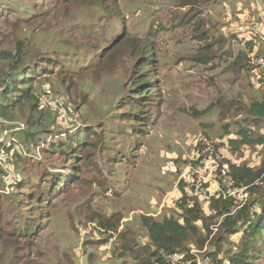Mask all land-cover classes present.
<instances>
[{
	"label": "rangeland",
	"instance_id": "rangeland-1",
	"mask_svg": "<svg viewBox=\"0 0 264 264\" xmlns=\"http://www.w3.org/2000/svg\"><path fill=\"white\" fill-rule=\"evenodd\" d=\"M28 1L22 4L28 13L48 11L35 21L46 33L38 41L42 49L35 42L28 43L32 46L23 49L21 59L30 63L34 57L30 52L38 49L34 60L47 74L33 81L31 90L39 93L36 109V100L27 101L12 109L15 119L11 122L0 121V143L5 146L0 147L1 200L14 199L7 209L19 214L16 218L26 226L29 208L22 204L29 207L35 202L28 196L36 186L31 183L32 169L39 162L43 169L65 173L64 158L50 155L45 144L69 136L72 130L89 128L99 137L114 134L112 146L123 152L109 162L102 155L96 162L94 154L85 158L80 183L58 196H46L43 208H36V215L43 212L46 226L37 232H42L40 236L25 239L21 251L11 249L0 233L1 264H103L107 251L112 253L116 243H121V230H129V237L139 240V216L162 220L172 215L181 182L187 183L189 195L197 197L209 215L208 197L219 191L228 195L234 186L222 170L227 161L264 167L263 146L230 145V140L239 139V129H255L254 136H264V120L253 128L247 113L253 101H264V85L255 79L252 55L243 52L239 43L240 25L235 24L234 14L229 21L221 7L206 10L200 0ZM241 11L247 13L244 8ZM34 29L29 23H5L0 16V51L16 52L18 38L37 42ZM123 40H130L132 46L127 48ZM93 51L102 56L95 57ZM239 52L249 55L244 57V69L233 66ZM53 113L57 119L51 123ZM40 125L49 128L41 135L47 139L41 144L45 150L36 144L28 150L21 133L34 132ZM18 155L23 156V163L18 162ZM66 173L70 180L73 175ZM197 184H203L201 191ZM22 188L23 194L16 197L24 202L16 207L20 200L13 195ZM234 192L231 197L238 205L249 202V195ZM96 215L114 217L116 224L122 217L118 231L100 229ZM218 223L212 222L208 237L188 244L187 253L199 255L200 264H230L242 246V230L221 238ZM94 229L103 233L106 243L84 247L85 234L90 236ZM256 262L264 264V251Z\"/></svg>",
	"mask_w": 264,
	"mask_h": 264
},
{
	"label": "trees",
	"instance_id": "trees-1",
	"mask_svg": "<svg viewBox=\"0 0 264 264\" xmlns=\"http://www.w3.org/2000/svg\"><path fill=\"white\" fill-rule=\"evenodd\" d=\"M67 1L71 4L73 0ZM82 1L91 3L98 0ZM260 1L264 7V0ZM205 2L206 0L199 1L200 5L206 10L208 8L221 7L223 10L227 11H221V14L224 12L225 15L228 16V20L232 21V14L235 13L232 8L234 5L232 1L227 3V0H208L206 3ZM22 4L28 5L30 2L28 0H0L1 19H4L5 23L11 22L19 25L29 23L34 25L33 37H37V42L28 37L18 38L15 46V48H17L16 52L13 50L11 51V49L0 51V121L3 122H11L12 119H15V111L12 109L21 107L22 104L27 101L34 102L36 100V104L33 106V109H36V105L39 103V93L35 95L34 91L31 90L33 81L38 77H45V74H47L46 69L42 65L36 64L39 60H34L39 57L38 49L30 52V55L34 56L31 62H36L28 63L21 58L25 54L23 49L32 46L28 43L35 42L36 46L42 49V47L38 45V41L40 36L45 35L46 32L45 27L42 25V27H40L37 23L39 18L45 17V13L48 11L45 10L42 13L34 15L35 13H28L27 8ZM99 4L101 5V2ZM191 6L193 7L194 5L191 4ZM235 17L240 24V31L238 33L240 38L239 43H242L243 50H248V54L253 55L254 46L258 42V36L253 32L252 25L254 23L263 25L264 17L261 14H259L258 17L254 16L250 20L246 18L243 20L242 17L239 18L236 14ZM247 24H250V26L245 27ZM36 25H38V27ZM68 25L69 23L67 24V29ZM49 26L51 27V25ZM117 38H122V36L118 35ZM123 41L127 48L132 46L130 40ZM70 47L74 48V46L71 45ZM103 50L106 51L105 48ZM93 54L95 57L102 56V53L99 51H93ZM248 54L239 52L234 60L233 66L235 68L241 67L245 59L244 57L249 56ZM197 62L207 63L206 60L203 61L200 58H197ZM248 66H251V61H249ZM64 73V76H66L68 72L64 71ZM258 83L260 86L264 85V73H262V79L259 80ZM247 113L249 115L248 118L254 121L252 127H258L259 121L264 120V101H253ZM56 119L57 114H54L51 123H54ZM45 128L47 127L40 125L34 132L29 131L26 134L21 133V138L26 141L25 146L28 150L31 148V144H36L38 148L44 149L41 147V144L47 139H42L41 135L49 132L46 131L49 128ZM253 130L255 129H239L237 132L239 139L230 140V145L236 146V148L240 146L264 147V136H254ZM70 133L69 136L56 138L51 141V143L45 144V146L47 149H50H48L50 155L56 154L64 158V162L61 161L62 164H64V169L66 168V172L69 171L73 177L67 180L68 173L55 174L47 167L43 169L45 166L38 162V167L35 166L32 169L34 175L32 176L31 183H34V186L36 184V186L31 194H33V192L35 193L32 196L31 194L28 195L29 199L35 202L30 203L29 207H27L26 204H22L25 205L26 208H29L28 212L25 213L28 215L26 226L23 225V222L19 218H16V215L19 214H15L13 209H7L9 205L14 202V199L11 198V200L9 199L6 201L5 198L2 201V197L0 198V229L4 225L7 226V229L0 230L1 237L11 249L13 248L15 250V252L22 250L21 248H23L25 239L29 241V239L34 236H40L42 232L37 233L38 231H44L46 224L43 226V219L45 216L41 218L43 212L36 215L38 210L36 208H39V206L43 208L41 204L43 200H45V197L58 196L63 191L65 192L67 188H73L80 183L81 180L79 177H81L82 171L80 167L81 162L85 158L87 159L94 154V162H96V160H100V155H102L106 159L105 162H109V160H112L114 157H119L123 152L119 146H112L114 134H105L99 137L95 131L89 128H86L82 132L72 130ZM0 135H3V130L1 128ZM0 147L5 148L2 143H0ZM79 149L81 150V158L76 155ZM17 159L19 163H23L24 161L23 156L20 155L17 156ZM227 162L230 164L228 176L233 185L240 189L246 188V192L249 195V202L246 205L241 207L238 205V201L235 197H231L219 191L216 195H211L207 199L209 207L208 215L205 213L201 201L197 197L189 195L187 183L181 182L179 185L180 197L176 202L172 215L165 216L162 220L150 215L139 216L137 218L139 232L136 233L139 240L129 237V230L123 232L121 230L118 237L121 243L119 245L116 243L114 249H112L111 246L112 253L111 251H107L108 254L105 259L102 260V263L168 264L170 257L175 253L189 252L190 247H188V244L195 240L199 241L207 232L211 233L210 227L212 222L218 221L220 228L219 237L221 236V238H227L228 234H234L242 230V246L238 248L236 253L231 257L230 264H259L256 260L258 256L261 255L262 251H264V167L252 168L248 165H237L233 164L231 161ZM105 165L106 164L103 163L102 168H104ZM25 180L26 184L24 185H29L27 183L29 177ZM203 187L207 188V186ZM23 190H25V188H22L18 193L16 192L13 195L15 200H20L16 207L24 202L22 197H16L17 194H23ZM192 191H194V189H192ZM23 208L24 207H21V209ZM3 210L5 211L3 212ZM121 218L116 219V224L114 217L104 219V217L99 215L97 216V223L100 229H109L108 231L115 232L116 229L117 231L119 229L118 223L120 224ZM38 220H40L39 223H37ZM200 223H202V225H200ZM125 227L127 228L128 226ZM98 228L99 227H96L95 229ZM95 229L90 236V233L85 234L87 239L84 240V247L106 243L105 238L101 237L103 233L98 230V234L97 232L94 233ZM132 233H135V231L132 230ZM141 234H143L142 237ZM107 248L106 245L104 250Z\"/></svg>",
	"mask_w": 264,
	"mask_h": 264
},
{
	"label": "built area",
	"instance_id": "built-area-1",
	"mask_svg": "<svg viewBox=\"0 0 264 264\" xmlns=\"http://www.w3.org/2000/svg\"><path fill=\"white\" fill-rule=\"evenodd\" d=\"M252 30L253 32L258 36V42H257V47H256V50H255V60H256V63L257 65L259 66L261 72L258 71V78H261L262 77V73H264V24L263 25H260L259 23H254L252 25ZM259 54V57L257 56V54ZM222 170H223V173L225 174L226 173V176L227 178L230 180L229 176H228V172H229V165H223L222 166ZM231 181V180H230ZM232 183V182H231ZM202 185L203 184H197L196 185V188L198 190H202ZM232 186H233V183H232ZM234 190H241L245 193V196L248 197V193L246 192V188L245 189H240V188H237V187H232L229 191H228V195L231 196L233 195L234 193V196L237 194L234 192ZM200 191H197L196 192H200ZM231 191V193H230ZM233 192V193H232ZM200 256L199 255H194L193 253L190 255L189 253H175L174 255H172L169 259V262L168 264H200L199 261H200ZM204 264H210L209 262H206L204 261Z\"/></svg>",
	"mask_w": 264,
	"mask_h": 264
},
{
	"label": "crops",
	"instance_id": "crops-1",
	"mask_svg": "<svg viewBox=\"0 0 264 264\" xmlns=\"http://www.w3.org/2000/svg\"><path fill=\"white\" fill-rule=\"evenodd\" d=\"M227 1H229V0H227ZM232 3L234 4L233 5L234 6L233 9L241 12V13H238L237 11H235V13H233V14L234 15L236 14L239 18L242 17L243 20L245 18L249 19V20L252 19V18H249L250 14L251 15H257V17L259 16V14H261L264 17V7H263V5H262L260 0H248V1H245V0H241L240 1V0H238V1H232ZM243 8L247 11V13L245 15H244V12L241 11V9H243ZM237 21H238V19L235 17V24H239ZM243 51L245 52V50H243ZM237 56L238 55H236V57ZM244 68L245 67L242 64L241 65V69H244Z\"/></svg>",
	"mask_w": 264,
	"mask_h": 264
},
{
	"label": "clouds",
	"instance_id": "clouds-1",
	"mask_svg": "<svg viewBox=\"0 0 264 264\" xmlns=\"http://www.w3.org/2000/svg\"><path fill=\"white\" fill-rule=\"evenodd\" d=\"M256 47H257V44L254 46V54H255V50H256ZM252 55V58H253V60L255 61V63H256V60H255V55ZM257 54V56L259 57V54L258 53H256ZM256 66H257V70L256 69H253V70H255L254 71V76H255V79H256V81H259L261 78H258V71L259 72H261V70H260V68H259V66L257 65V63H256ZM253 70H251V71H253Z\"/></svg>",
	"mask_w": 264,
	"mask_h": 264
}]
</instances>
